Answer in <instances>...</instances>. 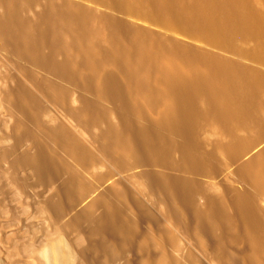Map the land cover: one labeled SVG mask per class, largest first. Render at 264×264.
Wrapping results in <instances>:
<instances>
[{
	"label": "bare ground",
	"instance_id": "1",
	"mask_svg": "<svg viewBox=\"0 0 264 264\" xmlns=\"http://www.w3.org/2000/svg\"><path fill=\"white\" fill-rule=\"evenodd\" d=\"M96 1L114 12L76 0H0V45L90 92L91 97H78L71 112L85 127H97L96 154L62 122L44 126L37 116L38 101L27 89L9 88L5 98L17 113L12 130L35 139L32 151L14 156L11 167H27L40 180L63 175L57 197L45 200L44 209L54 213L63 210L64 199L85 195L89 185L39 140L36 129L79 164L100 156L117 166H127L131 159L172 168L179 173H143L144 186L162 192L174 214L187 207L193 231L213 234L219 257L227 255V243L242 241L246 251L241 261L264 264V213L254 200L264 187V144L237 166L252 192L235 190L229 202L213 193L197 203L202 187L192 177L212 169L198 139L204 127L226 135L215 146L231 159L264 139V70L117 14L142 17L192 39L262 58L264 6L253 0ZM41 89L54 102L65 103L68 89L59 81L44 79ZM126 202L123 191L102 189L65 227L85 220L88 245L106 259L118 256L134 242L136 230ZM150 242L157 243L140 246ZM62 243L57 236L46 242L48 264H74V252Z\"/></svg>",
	"mask_w": 264,
	"mask_h": 264
},
{
	"label": "rangeland",
	"instance_id": "2",
	"mask_svg": "<svg viewBox=\"0 0 264 264\" xmlns=\"http://www.w3.org/2000/svg\"><path fill=\"white\" fill-rule=\"evenodd\" d=\"M76 1L98 10L114 12L96 0ZM253 1L261 8L264 6V0ZM36 8L37 6H34L33 10ZM117 14L147 24L158 32L197 43L204 48L237 58L264 70V57L257 58L233 52L229 48H222L205 39H192L186 33L142 17L136 18L128 13ZM249 44V41L243 42L242 46L246 47ZM44 79L59 81L67 87L68 95L65 103H56L46 95L41 89ZM17 86L24 87L36 97L37 116L44 126L62 122L96 153L93 136L97 127H85L71 112L79 96L91 97V93L58 78L46 68L31 64L0 45V154L7 146L15 143L11 153L4 157L0 156V263L48 264L45 245L52 236H57L62 239L64 248L72 249L74 252V264H150L154 261L165 264L168 260L175 264H244L241 257L246 251V245L242 241L227 243V255L219 257L216 254L214 235L210 233L197 235L193 231L194 223L187 207H182L177 214L172 213L167 197L162 192L153 191L143 184L145 178L143 173L167 171L175 174L179 173L177 170L151 163L135 162L131 159L129 165L117 166L100 156H96L93 161L84 165L79 164L55 146L43 131L36 129L39 140L55 155L71 164L89 185L86 194L77 200L64 199L63 210L60 213L44 209L46 201L57 197L56 189L63 175L40 180L27 167H11L13 157L23 151H32L35 143V139L31 136L12 130V123L17 113L8 104L5 93L7 89ZM104 104L108 105L107 102ZM109 116L110 119L114 118L113 114ZM225 138V134L212 127H204L198 132V139L203 149L208 152L212 169L192 175L202 187V192L195 197L197 203L203 202L207 195L213 193L221 194L223 199L229 202L235 190L253 191L250 183L238 172L237 166L257 151L264 144V139L239 157L231 159L224 156L215 146L216 142ZM105 188L121 190L125 193L127 213L136 221L134 242L129 244L120 255L107 259L97 249L88 245L85 220L76 227H65V222ZM254 200L256 206L264 213V187L255 195ZM98 211L99 207H96L94 212ZM152 240H156L157 243L150 242L151 244L144 248L140 246L142 242Z\"/></svg>",
	"mask_w": 264,
	"mask_h": 264
}]
</instances>
